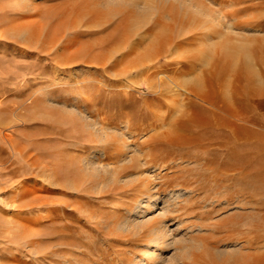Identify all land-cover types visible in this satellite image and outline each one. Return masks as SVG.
Returning a JSON list of instances; mask_svg holds the SVG:
<instances>
[{"label": "rangeland", "instance_id": "1", "mask_svg": "<svg viewBox=\"0 0 264 264\" xmlns=\"http://www.w3.org/2000/svg\"><path fill=\"white\" fill-rule=\"evenodd\" d=\"M113 1L118 14L98 23L95 11ZM160 1L0 0V264H147L153 216L166 221V241L149 264H264V0H206L232 28L213 21L208 32L191 13L173 30L188 42L185 62L162 55L170 31L144 10ZM129 6L150 23L128 30ZM199 25L200 38L182 34ZM130 48L167 75L181 63L179 81L200 91H177L173 104L163 84L166 98L153 99L140 70L117 73ZM86 110L119 138L132 123L125 154L94 156ZM143 181L155 201L140 213Z\"/></svg>", "mask_w": 264, "mask_h": 264}, {"label": "bare ground", "instance_id": "2", "mask_svg": "<svg viewBox=\"0 0 264 264\" xmlns=\"http://www.w3.org/2000/svg\"><path fill=\"white\" fill-rule=\"evenodd\" d=\"M212 1L216 2V0H212ZM115 2H117V1H113L112 3H108L107 6L105 7L104 11L103 10H100V11L96 10L95 11L96 14L98 15L97 17L95 16L97 18L98 23H108V22L110 23L112 21V17H115L118 14V10L116 9V5L114 4ZM239 4L241 5L242 3L238 2V5ZM153 5L144 6V7H147L144 10H147V11H149V10L154 11L155 10V11H157V14L154 16V18L151 19V20H153L152 24L154 26H162V31H165V28L167 29V27H168V29L170 31V34L166 33L169 35L167 37L168 41L164 42L161 40L162 42H159L160 45L162 44L163 46L166 47L165 53H163V54L161 53V54L163 56H166L167 58L168 57L171 58V56H173L174 54H178V56L181 57L180 59L183 62H185L189 59L188 56L181 55L185 51V47L187 46L188 42H174L175 36L173 35V30H175V27L178 24L185 26L187 19L191 13H192V15H195V16H204L205 17L204 21L206 22V26H207L206 31H208V32L213 30L212 25H211L213 21H217L218 26L223 27L224 29H231L232 25H233V22L232 23L226 22L224 20V18L218 14L217 10L214 7H211L210 4L206 2V0H161L159 2V4L157 3V5H155L153 3ZM16 11H17V9H16ZM174 11H177L180 14L177 18L173 14ZM235 12L241 13L242 9L240 8L238 11H235ZM82 13H85V12L82 11ZM122 13L125 15L124 16L125 18H123L122 21H124V24L126 25L128 30H130V29L134 30L136 27L140 28V26L144 27L150 23V22L148 23V21L146 22L143 20L139 21V19L138 20L134 19V16L138 15L139 13L132 6H129V8L126 9L125 11H123ZM79 14H81V13H79ZM104 14H106V15L112 14L113 16L111 15L112 17L110 16V18L107 17L104 19V17H102V16H104ZM160 15H162V16H160ZM159 18H163V19L169 18V19H172V21L167 23L166 21L163 22ZM110 19H111V21H109ZM196 19L197 18H194V20H192V22H195ZM235 21H238L240 23L239 19H235ZM193 26H194V24H193ZM191 28H192L191 30H188V29H186V28L184 29V27H182L181 29L184 31V33H182V34L186 35V36H193L194 34H196L197 38H200L202 36V32L200 30V25H199V27L197 26L195 29H193V27H191ZM167 32H168V30H167ZM224 34L227 36V34L225 32H224ZM130 41L131 40L126 41V42H130ZM53 43H55V42H53ZM128 44H130V43H128ZM220 45L222 47L221 49L223 50V52H227L226 54L230 55V53H231V42H221ZM52 46H54V45H52ZM132 47H133V45H132ZM240 50H241V48H240ZM128 51H129L128 55L131 56V57H128L130 64L128 65L127 68L123 69L122 71L117 69L118 70L117 73L119 75H124V74L127 75V73H131L133 70H136V69L140 70L144 74L145 78H144L143 82H141L139 85L141 87L148 88V92L150 93V95H152L153 99L161 101L162 98L163 99L166 98L162 94L163 86H164L163 84H172L174 86L171 88V91H170V92H172L171 96H173V97H171V99H169L170 97H167L169 99V102L173 103V104L176 103L174 94L177 91L184 90L186 92L187 98H189V94L196 95L198 93V91H200V88L198 87L199 85H197V83H193V82L191 83L188 81H179L178 78L185 71V68L182 67L181 63H180V65H178V67L177 66L174 67V70H173L171 75H167V73L164 72V70H165L164 66H166L165 63L161 62L157 66L151 65L148 67L147 66L148 63L142 62V61L137 60V59H133V57H132L133 51L131 50V48L128 49ZM20 54L23 55L25 53H24V51H21ZM176 61H178V60L175 58L169 62L176 64L177 63ZM105 62H109V61H104L102 64L104 65ZM112 70H114V66H112ZM115 70H114V72L117 75ZM116 80L113 82V85H115ZM121 88L122 87H120V89ZM160 104H159V107H162L163 105H160ZM93 106H95V104H93ZM79 109H81V108H79ZM170 110H171V108L168 106L167 111L169 112ZM79 112H80L79 113L80 119H82L84 121V124L87 126L89 133H91L92 136L94 137L95 146L98 149V150H96L97 151L96 154H94L95 157L103 156V158H105L104 156H106L107 153L110 152L111 148L114 146H117L116 147L117 153L125 154L124 150L127 147V143H128L127 138L129 137L128 135H130L131 131L133 130L132 125H131L132 123L130 121H128L126 123V127L123 128L125 130V134H123L122 138L120 137L121 138L120 139L119 137L115 136V133H112V131H110L111 128H107L104 126L106 124V121H105L106 119H103L102 117H100L99 119L93 120L92 116L96 115L94 112L87 111V110L86 111H79ZM181 112H182L181 115H186L185 109H183ZM99 116H101V115H99ZM111 126H113L112 130H114V128L122 129L120 126L119 127L114 126V125H111ZM114 132H115V130H114ZM104 167L105 166H103L102 169H104ZM149 183H150L149 181L144 182V184H142V187H144V189H142L139 192V194L143 196L140 198V201L136 205L138 207V210H140V213L148 211L152 207L150 202L155 201V199L153 198L152 195H145L144 194L145 189L149 188ZM26 185L27 184L20 182V183H18L16 190L18 192H20L26 188ZM33 192H36V191H32L31 193H33ZM119 203H120V200H117L115 203L116 207L119 206ZM167 212H168V210H167ZM163 214H165V213H163ZM127 218L124 219L123 223H121V224H118V223H120L119 221H118V223L112 222L113 227H115L119 230L123 226H125L126 224H130L129 221H130L131 217L128 216ZM165 222L166 221L163 219L162 216H153L150 218L149 224L147 225V230L149 233V238H148L149 241H148V243H146L144 245V258H143V260L146 261L147 264H149L150 262L153 261V259L158 257L157 254H155V251H156L155 249L165 245L164 241H166V239H165L166 235L164 232L165 227H163V226H165V225H163V224H165Z\"/></svg>", "mask_w": 264, "mask_h": 264}]
</instances>
